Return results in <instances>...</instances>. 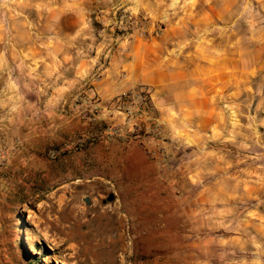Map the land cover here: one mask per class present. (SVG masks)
<instances>
[{
	"label": "rangeland",
	"instance_id": "374dc122",
	"mask_svg": "<svg viewBox=\"0 0 264 264\" xmlns=\"http://www.w3.org/2000/svg\"><path fill=\"white\" fill-rule=\"evenodd\" d=\"M142 1L0 0V65L22 70L29 21L52 32L63 6L71 28L77 4L87 36L141 33L129 16L145 35L153 19L126 11ZM161 13L162 28L182 18V40L232 44L241 68H254L251 88L225 104L222 132L196 142L164 128L162 159L82 95L17 113L14 129H0V264H264V0H164ZM204 14L214 21L202 32L189 20Z\"/></svg>",
	"mask_w": 264,
	"mask_h": 264
},
{
	"label": "crops",
	"instance_id": "0c3cea01",
	"mask_svg": "<svg viewBox=\"0 0 264 264\" xmlns=\"http://www.w3.org/2000/svg\"><path fill=\"white\" fill-rule=\"evenodd\" d=\"M163 2L143 0L139 8L127 6L126 11L137 9V13L153 19L145 35L137 31L123 35L95 33L97 40L85 42L83 39L93 36L86 35V24L74 6L77 4L69 10L76 16H72L71 28L63 24L64 6L52 32L34 31L32 27L38 28V24L29 21V48L24 50L29 60L24 58L22 70L0 65V129H14L11 122L22 110L30 113L37 106L47 111L51 106L60 107L64 96L82 95L92 108L101 110L99 119L116 122L126 132L134 125L139 132L145 131L152 119L164 125L170 138L180 131L200 142L210 132H222L224 106H239L240 97L251 88L254 68H241L238 51L231 48L232 44L212 45L211 41L219 36L201 40L203 33H198L182 40L173 28L182 18L167 23L172 27H160ZM189 21L204 27L203 32L214 20L204 14ZM34 34L39 35L40 48L35 45ZM143 87L152 89L154 111L127 122L118 115L121 98ZM49 94L61 99L52 104L47 99ZM33 96H37L36 100ZM92 132L93 128L89 130ZM150 148L157 150L161 145L153 142Z\"/></svg>",
	"mask_w": 264,
	"mask_h": 264
},
{
	"label": "built area",
	"instance_id": "2783aa9c",
	"mask_svg": "<svg viewBox=\"0 0 264 264\" xmlns=\"http://www.w3.org/2000/svg\"><path fill=\"white\" fill-rule=\"evenodd\" d=\"M127 24H134L137 27L138 31H141V34L147 32V26H143V23L140 24L138 18L129 16L126 20ZM152 89L149 87H143L140 91H131L122 96L121 102L125 104H131L132 107H126L125 110H120L128 120L136 121L140 117L149 115L154 111V106L152 103ZM136 126H132L131 130L128 133H132L134 138L139 140L140 145L143 146L145 152L153 159H162L166 158V136L163 124L158 120L152 119L150 126L147 131L139 134L137 132ZM110 135L112 136H122L124 132L121 129L116 127H111L109 129ZM158 142L161 145V148L155 150L150 148V143Z\"/></svg>",
	"mask_w": 264,
	"mask_h": 264
},
{
	"label": "water",
	"instance_id": "95a60500",
	"mask_svg": "<svg viewBox=\"0 0 264 264\" xmlns=\"http://www.w3.org/2000/svg\"><path fill=\"white\" fill-rule=\"evenodd\" d=\"M114 199H115V197H114L113 195L109 197V200H110V201H112V200H114ZM85 202H86V204L89 205V206L92 204L90 198H85Z\"/></svg>",
	"mask_w": 264,
	"mask_h": 264
}]
</instances>
